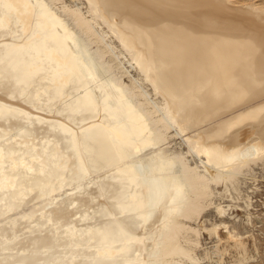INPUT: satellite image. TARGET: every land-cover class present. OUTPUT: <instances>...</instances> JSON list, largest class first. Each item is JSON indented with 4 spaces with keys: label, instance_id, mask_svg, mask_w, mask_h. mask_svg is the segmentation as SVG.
<instances>
[{
    "label": "bare ground",
    "instance_id": "obj_1",
    "mask_svg": "<svg viewBox=\"0 0 264 264\" xmlns=\"http://www.w3.org/2000/svg\"><path fill=\"white\" fill-rule=\"evenodd\" d=\"M259 161L262 2L0 0V264L247 263Z\"/></svg>",
    "mask_w": 264,
    "mask_h": 264
},
{
    "label": "rangeland",
    "instance_id": "obj_2",
    "mask_svg": "<svg viewBox=\"0 0 264 264\" xmlns=\"http://www.w3.org/2000/svg\"><path fill=\"white\" fill-rule=\"evenodd\" d=\"M66 1L71 2L72 0H66ZM251 1L262 2L264 4V0H251ZM115 43H116V45L118 44L117 41H115ZM121 60H123V64L127 67V69H129L131 71L132 74H134L135 76H138L136 69L133 68L130 65V63H128V59H127V57H125V55L121 56ZM124 78H125L126 82H130V81H127V78H128L127 76H125ZM148 87L147 88L151 92L152 91L151 87L150 86H148ZM170 139L169 140L171 143H169V145L170 146L172 145V147H171L172 150L175 149V151H178L179 148H182L183 150L187 149L186 146L181 141L180 137H170ZM187 157L189 158L190 162L193 163L192 161H194V160L191 159V156H187ZM252 168H253V171L249 172L250 175H249V173H248V175H246L247 179L244 177L247 181L246 184H244L245 182L242 184L243 185V187H242L243 193L244 194L245 193L251 194V195L250 194L249 195L251 196L252 202H253V207L251 209V211L253 212L252 213V219H253L252 224L246 223L247 222L246 221V215H245V211L243 209H237L236 207H233V208H230L229 211L234 212L235 216L237 215L235 218L237 221H235V222L236 223L240 222L237 228L239 231L242 230L241 233L243 234V237H245L247 239L246 242L248 243L247 245L249 246V249H250L249 254L254 256V257H252V259H250V261H248L247 263H243V264H264V162L259 161L256 164H252ZM252 175H254V176L252 177ZM244 178H243V176L240 177L241 180L245 181ZM223 188H224V186H222V185L218 186L219 190L220 189L223 190ZM246 188L248 189V191ZM244 190L247 192H245ZM228 196L226 195V198H224L225 197V195H224L223 200L221 199V196H217L216 201H221L223 204H231L232 203L231 205H234L237 203L236 200H234V201H233V199L229 200L231 198H229ZM234 202H236V203H234ZM239 202L241 203V201H239ZM212 208L206 210L205 213H203V215H202L203 217H201L198 222H196V223L194 222V224L200 223L201 224L200 226H202V224L205 223V226L210 227L212 224L210 222L219 221L218 220L219 217L216 215L217 213H216L215 209H212ZM229 223H230L229 225L231 226L232 221L229 220ZM203 226H204V224H203ZM222 232H223L224 236H223ZM244 232H245V234H244ZM201 233H202V236H201L202 247L198 248V251H197L199 255L203 254L204 251L202 249L204 247H211L212 244H214L213 237L208 235V233L203 228L201 229ZM225 234H226L225 230L221 229V235L223 237H225ZM246 234H248V235L246 236ZM214 259L215 258L210 259V260L205 259V261H206L205 263L218 264ZM233 259H235V256H233V253L227 252L224 254L223 262H224V264H238ZM199 264H203V263L200 262Z\"/></svg>",
    "mask_w": 264,
    "mask_h": 264
}]
</instances>
